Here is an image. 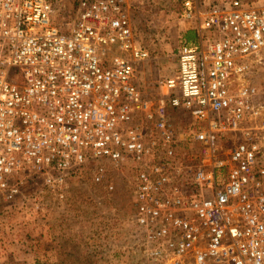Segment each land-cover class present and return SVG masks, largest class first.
I'll return each instance as SVG.
<instances>
[{
	"label": "built area",
	"instance_id": "1",
	"mask_svg": "<svg viewBox=\"0 0 264 264\" xmlns=\"http://www.w3.org/2000/svg\"><path fill=\"white\" fill-rule=\"evenodd\" d=\"M138 5L195 32L156 100ZM87 163L131 170L137 264H264V0H0V198Z\"/></svg>",
	"mask_w": 264,
	"mask_h": 264
},
{
	"label": "rangeland",
	"instance_id": "2",
	"mask_svg": "<svg viewBox=\"0 0 264 264\" xmlns=\"http://www.w3.org/2000/svg\"><path fill=\"white\" fill-rule=\"evenodd\" d=\"M72 2L67 0V5ZM148 6L138 5L132 13L149 52L137 67L136 79L145 96L156 100L163 93L157 79L173 73L183 34L175 21ZM173 118L177 123L185 121L183 114L175 113ZM91 166L87 163L67 180L62 199L37 186L21 188L14 202L0 198V264H137L128 185L131 170H109L114 189L108 192L103 183L92 180ZM33 199L45 210L34 211Z\"/></svg>",
	"mask_w": 264,
	"mask_h": 264
},
{
	"label": "trees",
	"instance_id": "3",
	"mask_svg": "<svg viewBox=\"0 0 264 264\" xmlns=\"http://www.w3.org/2000/svg\"><path fill=\"white\" fill-rule=\"evenodd\" d=\"M186 40H194L195 39V32L193 30H189L183 33L182 36Z\"/></svg>",
	"mask_w": 264,
	"mask_h": 264
},
{
	"label": "crops",
	"instance_id": "4",
	"mask_svg": "<svg viewBox=\"0 0 264 264\" xmlns=\"http://www.w3.org/2000/svg\"><path fill=\"white\" fill-rule=\"evenodd\" d=\"M143 62V61H142Z\"/></svg>",
	"mask_w": 264,
	"mask_h": 264
}]
</instances>
